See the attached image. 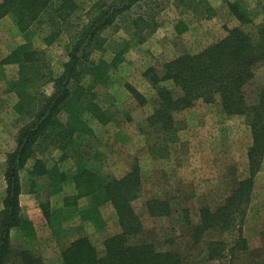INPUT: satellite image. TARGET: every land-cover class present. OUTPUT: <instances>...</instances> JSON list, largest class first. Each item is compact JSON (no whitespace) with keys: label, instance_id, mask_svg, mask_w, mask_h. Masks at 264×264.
<instances>
[{"label":"trees","instance_id":"obj_1","mask_svg":"<svg viewBox=\"0 0 264 264\" xmlns=\"http://www.w3.org/2000/svg\"><path fill=\"white\" fill-rule=\"evenodd\" d=\"M142 1L149 0L126 1L118 10L129 9L134 2ZM173 1L175 7L191 9L201 18L213 14L203 0ZM152 6L149 27L152 24L155 28L154 18L162 4ZM228 7L237 25L227 28L223 37L195 54H181L168 61L159 74L154 68L147 70L156 100L143 133L149 151L164 157L178 138L180 126L175 115L193 107L197 101H218L226 115L244 119L251 137L247 176L226 195L221 205L213 210L201 208L198 222L191 225L192 244L202 248L205 260L221 263L228 259L232 264L238 252L248 250L242 228L254 177L264 155V86L258 90L256 103L249 105L246 101V87L264 64V8L260 14L254 13L243 0L229 2ZM77 10L75 0H0V18L10 15L24 39L0 64H16L17 78L8 85L17 97L14 105L17 116L28 119L17 135L15 151L6 160V199L0 212V264H41L28 248L36 239L35 231L19 213L18 172L29 160H32L29 174L33 178V193L45 191L47 196H52L63 193L68 185L73 189L62 196V205L56 210L47 201L40 205L43 212L52 211L49 226L61 222L64 209L77 216L81 224L90 223L95 229L103 223L99 211L102 205L109 203L116 216L118 232L104 239L101 252L86 235L80 236L61 252L63 264H185L175 249L132 241L143 232V223L132 206L141 192L138 166L133 165L120 178L101 169L103 154L92 123L105 126L113 120L114 113L99 105L95 88L107 84L120 59L95 63L89 57L91 51L101 48L98 33L103 30L109 11H99L89 23L83 24L73 19ZM258 15L261 18L256 21ZM43 26L49 30L43 38L45 44L62 36L68 39L69 60L57 77L33 45L35 32ZM85 78H88L86 85ZM163 81L171 82L178 93L161 85ZM49 83L53 84V92L47 95L43 88ZM53 151L60 155L47 165L43 157ZM64 162H71V168L63 170ZM81 201L83 205L79 204ZM146 207L153 218L171 214L167 200L151 198ZM12 229L20 234L23 247L11 246ZM224 234L229 242L220 238ZM249 262L264 264L263 259L251 258Z\"/></svg>","mask_w":264,"mask_h":264},{"label":"rangeland","instance_id":"obj_2","mask_svg":"<svg viewBox=\"0 0 264 264\" xmlns=\"http://www.w3.org/2000/svg\"><path fill=\"white\" fill-rule=\"evenodd\" d=\"M126 1L133 0H75L78 10L73 19L83 24L89 23L99 11L110 13L103 30L98 33L101 48L89 53L91 61L111 63L113 59H120L107 84L95 88L99 105L114 113L113 120L105 126L92 123L103 154L101 169L105 174L120 178L133 165L138 166L141 192L132 206L143 223V232L132 239L134 243H154L158 248L175 249L185 264H229L228 259L221 263L205 260L202 248L192 244L191 225L198 222L201 208L213 210L221 205L226 195L247 176V151L251 137L244 119L226 115L218 101H197L193 107L175 115L180 126L178 138L170 144L164 157L149 151L143 127L156 100V91L146 76L147 70L154 68L159 74L168 61L181 54H195L223 37L227 28L237 25L228 7V3L235 0H203L213 13L205 18L195 16L191 9L184 11L175 7L173 0L134 2L129 9L118 10ZM243 1L254 13L260 14L264 8V0ZM153 3L162 4L154 18L155 28L152 24L149 27ZM260 18L258 15L255 20ZM48 31V27H41L32 41L40 58L47 62L57 77L69 60L68 39L62 36L47 45L43 38ZM23 42V34L13 18L10 15L1 17L0 63ZM17 74L16 64H0V212L6 199V160L15 151L17 135L28 121L17 116L14 109L17 97L8 85L9 81L17 78ZM87 83L88 78H85L83 84ZM161 85L174 94L178 93L169 81H163ZM263 86L264 64L246 87L249 105L256 103L258 90ZM43 89L50 95L53 84L49 83ZM59 155L58 151H53L43 159L51 165ZM31 165L32 160H29L18 172L19 213L31 223L36 234V239L28 245L31 254L39 258L41 264H63V249L85 235L101 252L104 239L118 232L112 206L106 203L99 208L103 219L101 228L95 229L90 223L81 224L69 209L62 211L60 223L49 226L52 211L43 212L40 205L47 201L50 208L56 210L62 205V196L72 193L73 189L68 185L63 193L52 196H47L45 191L33 193V178L29 174ZM71 166V162L61 164L63 170ZM151 198L167 200L171 214L161 218L150 217L146 202ZM79 204L83 205L84 201ZM242 234L248 250L238 252L232 264H250L251 258L264 260V155L260 170L254 177ZM220 238L230 241L227 234ZM9 241L13 248L23 247V240L16 229L10 231Z\"/></svg>","mask_w":264,"mask_h":264}]
</instances>
